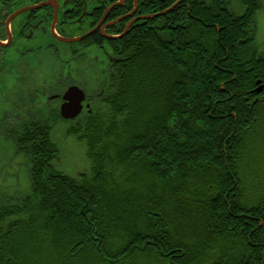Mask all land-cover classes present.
<instances>
[{"label": "trees", "instance_id": "obj_1", "mask_svg": "<svg viewBox=\"0 0 264 264\" xmlns=\"http://www.w3.org/2000/svg\"><path fill=\"white\" fill-rule=\"evenodd\" d=\"M208 31L138 30L114 45L107 111L66 131L90 175L55 169L51 129L21 140L36 143L18 157L27 191L0 198V264H264V100H247L257 64L241 75L253 65L229 61L228 35Z\"/></svg>", "mask_w": 264, "mask_h": 264}, {"label": "flooded vegetation", "instance_id": "obj_2", "mask_svg": "<svg viewBox=\"0 0 264 264\" xmlns=\"http://www.w3.org/2000/svg\"><path fill=\"white\" fill-rule=\"evenodd\" d=\"M212 10L220 11L221 15L224 13V19L211 22ZM186 25L208 28V32L212 26L216 27L217 33L223 30L221 34L228 35L223 41L230 43V51L226 48L228 60H235L239 67L253 65L241 69V75L250 73L254 64H257L255 82L249 85L247 100H251L252 105L262 103L264 0L1 1L0 152L7 147L12 152L0 172L5 167H26L24 161L16 163V159L21 154L28 151L30 153L31 147L36 143L33 141L29 146L22 143L21 140L29 138L28 134L31 135L30 138H35L38 133L35 132L41 130L39 128L51 129L52 134V122H80L94 110L93 107L98 102L102 103L109 67L120 61L117 58L121 50L115 51V46L129 42L138 30L148 34L153 28H174L179 34ZM229 29L232 31L230 35L226 31ZM89 33L91 34L87 36ZM83 37V40L75 43L62 41ZM58 45H77L83 49L92 47L101 50L107 57L103 81L95 89L87 90L82 81L74 80L69 75L66 58L63 51H59ZM71 54L75 61L83 56L76 49H71ZM53 56L59 62L54 77L50 73L49 79L39 81L36 72L43 63L46 65L51 62ZM228 67L230 62L224 72L237 74ZM72 87L83 92L84 100L80 114L68 120L62 117L61 107L66 103L65 94ZM258 88H261L260 93L257 92ZM43 132L39 133L43 135ZM6 180L16 181L15 174L7 173L5 177H0V183L4 184ZM16 195L8 194L0 188L1 199H16Z\"/></svg>", "mask_w": 264, "mask_h": 264}, {"label": "rangeland", "instance_id": "obj_3", "mask_svg": "<svg viewBox=\"0 0 264 264\" xmlns=\"http://www.w3.org/2000/svg\"><path fill=\"white\" fill-rule=\"evenodd\" d=\"M58 49L59 51H63V55L66 58L69 75L74 80L82 81L86 85L87 90L95 89L96 85L103 81V73L107 67V57L101 50L92 47L83 49L77 45L73 47L71 45H58ZM71 49L80 51L83 56L75 61L72 59ZM58 64L59 62L55 56L51 57V62H47L46 65L43 63L41 69L39 68L36 72L37 77L39 76L38 80L43 81L49 79L50 73L54 77ZM93 108L100 114H104L107 111L104 105L99 102ZM72 123L73 121L61 120L52 122L51 139L58 146L60 152V156L55 162V169L70 178H77L80 175H90L91 167L86 158V147L84 143L79 142L74 136L66 135V131ZM11 152L8 147L0 152V169L3 163L10 159ZM17 162H19V159H16ZM7 173H14L16 181L6 180L4 184L0 183V188L12 195L25 193L27 191V174L25 168L5 167L1 170L0 177L2 175L5 177ZM15 187L16 189L14 190Z\"/></svg>", "mask_w": 264, "mask_h": 264}, {"label": "water", "instance_id": "obj_4", "mask_svg": "<svg viewBox=\"0 0 264 264\" xmlns=\"http://www.w3.org/2000/svg\"><path fill=\"white\" fill-rule=\"evenodd\" d=\"M90 34L91 33H89L87 36H89ZM84 38L85 37L74 40H62V41L65 43H75L80 40H83ZM257 92L260 93L261 88H258ZM65 100L66 103L61 107V115L64 119L72 120L76 118L82 110L81 103L84 100V94L78 88L72 87L65 94Z\"/></svg>", "mask_w": 264, "mask_h": 264}]
</instances>
